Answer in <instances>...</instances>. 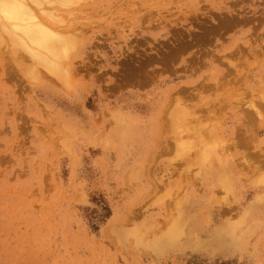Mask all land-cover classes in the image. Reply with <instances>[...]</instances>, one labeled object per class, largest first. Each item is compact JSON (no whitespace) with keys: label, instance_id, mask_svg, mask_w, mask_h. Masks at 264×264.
<instances>
[{"label":"rangeland","instance_id":"1","mask_svg":"<svg viewBox=\"0 0 264 264\" xmlns=\"http://www.w3.org/2000/svg\"><path fill=\"white\" fill-rule=\"evenodd\" d=\"M55 10L69 83L0 31V264H264V0Z\"/></svg>","mask_w":264,"mask_h":264},{"label":"bare ground","instance_id":"2","mask_svg":"<svg viewBox=\"0 0 264 264\" xmlns=\"http://www.w3.org/2000/svg\"><path fill=\"white\" fill-rule=\"evenodd\" d=\"M67 2L68 0H0V31L8 34L13 47H19L28 55L32 66L43 67L59 83H69L65 76L68 74L70 62L65 57L71 42L61 33L65 18L57 14L55 9ZM33 69V78H42L41 73L37 74L39 69H36L37 72ZM217 171H220L221 179L225 177L224 166L220 165ZM222 185L224 188L230 187L229 184ZM179 226L180 223L177 222L159 244L174 238Z\"/></svg>","mask_w":264,"mask_h":264}]
</instances>
